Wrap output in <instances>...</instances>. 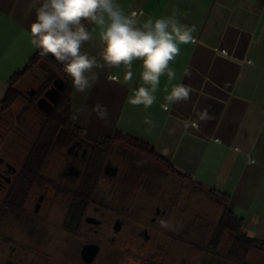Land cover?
<instances>
[{"label": "crops", "instance_id": "crops-1", "mask_svg": "<svg viewBox=\"0 0 264 264\" xmlns=\"http://www.w3.org/2000/svg\"><path fill=\"white\" fill-rule=\"evenodd\" d=\"M114 3L125 15L136 12L141 22L175 15L181 24L195 27L196 40L180 46L170 64L176 79L169 83L166 74L161 77L156 102L147 110L129 102L133 89L142 84L140 61L133 62L131 82L124 81L123 66L95 70L96 82L86 94L74 92L66 75L72 118L80 110L74 125L90 144L116 132L146 142L168 166L202 189L225 196L228 211L242 219L243 233L264 244V0ZM34 20L29 0H0V102L12 76L22 72L37 51L30 37ZM90 30L94 39L82 50L98 55L100 28ZM39 70L25 75L17 90ZM179 83L192 87L190 99L164 111L161 104ZM97 103L106 108V121L90 116ZM205 108L211 118L197 120ZM146 117L156 126L145 124ZM189 120H196L198 127L187 126Z\"/></svg>", "mask_w": 264, "mask_h": 264}, {"label": "flooded vegetation", "instance_id": "flooded-vegetation-1", "mask_svg": "<svg viewBox=\"0 0 264 264\" xmlns=\"http://www.w3.org/2000/svg\"><path fill=\"white\" fill-rule=\"evenodd\" d=\"M53 86L41 96L37 93L40 86L27 91L26 103L47 115L56 102L51 101ZM44 120L27 153L18 156L20 160L0 157V264H194V257L183 262L181 255L175 261L168 260L170 253L181 254L183 250L181 243L173 244L183 235L176 200L163 198L160 206L148 213L118 212L115 198H107L105 206L95 197L96 186L103 175L117 177L118 170L110 168L106 159L89 165L97 142H86L75 125L76 134L60 129L42 143ZM65 149L72 159L55 174H48L50 156ZM111 170H115L113 174ZM88 178L95 184L91 196L86 193ZM127 201L136 203L134 198ZM58 204H67L66 211L56 213ZM105 215L109 219H104ZM161 221L168 227H162ZM188 247L193 254L194 244ZM218 249L219 245L202 252L220 258ZM229 253L222 257L223 264H231ZM255 253L264 257V253Z\"/></svg>", "mask_w": 264, "mask_h": 264}, {"label": "clouds", "instance_id": "clouds-1", "mask_svg": "<svg viewBox=\"0 0 264 264\" xmlns=\"http://www.w3.org/2000/svg\"><path fill=\"white\" fill-rule=\"evenodd\" d=\"M29 6L35 14L30 25L31 44L42 56L50 54L63 66L74 92L88 93L97 79L95 70L106 67L123 66V79L131 82L133 62L140 61L142 84L133 89L129 102L145 110L156 102L161 77L166 74L169 83L176 79L170 64L180 54V46L196 40L195 27L181 24L175 15L141 22L136 12L123 14L114 0H29ZM91 26L100 28L98 42L102 48L98 55L82 50L94 39ZM192 92L190 85L172 86L161 108L168 111L171 105L188 101ZM93 114L101 121L107 120V110L99 103L90 109V116ZM79 115L80 110L74 111L73 119H79ZM210 118L206 108L197 113V120ZM144 123L156 126L147 117ZM186 124L198 127L196 120ZM160 223L168 227L167 222Z\"/></svg>", "mask_w": 264, "mask_h": 264}, {"label": "rangeland", "instance_id": "rangeland-1", "mask_svg": "<svg viewBox=\"0 0 264 264\" xmlns=\"http://www.w3.org/2000/svg\"><path fill=\"white\" fill-rule=\"evenodd\" d=\"M47 74L45 70L40 69L34 73V76L26 77L22 85L19 86L22 97L0 114L1 158L20 160L18 156H24L27 153L29 143L33 141L34 133L45 117L34 105L31 107L26 103L28 101L26 92L31 89L37 90L47 78ZM49 103L50 100L46 104ZM56 151L58 152L51 155L46 163V172L51 175L55 174L65 161L68 162L72 159L67 153V149ZM137 153L136 145L132 142L117 140L112 144V149L106 160L110 168L118 170V174L115 178L103 175L96 186L95 197L97 200L105 204L107 198L118 199L116 210L122 213H148L149 210L153 211V207L160 206V200L163 198L176 200L179 203L178 210L180 209L182 215L180 229L183 231V235L180 237V242L174 241L173 244L181 243L183 250L180 252L181 254L170 253L168 260L175 261L181 255L182 262L194 257V264H223L222 257H226L228 251H231L234 245V236L226 233L217 241L220 258H213L202 252L210 248L211 244L213 245L220 219L228 210L223 199L209 196L206 190L196 188L188 181L180 179L175 174H170L165 164L148 155L141 157L142 164L147 168L133 165L130 156L135 157ZM141 159L137 157L133 158V161ZM111 171L113 174L115 170ZM132 198L136 199V203L132 201L133 204H131L130 201H127ZM66 205L58 204L54 207V211L62 213V211H66ZM104 219H109V216L107 215ZM173 244L171 246L180 248ZM190 244L199 248L198 251L194 249V256L190 253L191 250L188 247ZM259 256L263 255L255 252L248 253L247 264H259L264 261V257L260 258ZM230 262L239 264L237 259L230 260ZM187 264L190 262L188 261Z\"/></svg>", "mask_w": 264, "mask_h": 264}, {"label": "trees", "instance_id": "trees-1", "mask_svg": "<svg viewBox=\"0 0 264 264\" xmlns=\"http://www.w3.org/2000/svg\"><path fill=\"white\" fill-rule=\"evenodd\" d=\"M35 69L45 70L47 74V78L40 85V89L37 92L38 95H42L45 91H47L56 80H60L62 83V87L59 90V96L54 103V106L50 111L45 115V120L42 125L41 129V137L40 141L46 142L51 140L52 134H56L57 132L62 129L67 134H76L78 130L74 126V121L72 115L70 113V90L68 84L66 82V73L63 71V66L57 62L50 54L47 56H42L40 51L37 49L34 56L29 61L26 68L19 73H16L10 79L8 83L7 91L3 97V100L0 102V114L5 110L9 109L19 98L22 97V94L17 90L16 84L27 74H30ZM81 133V132H80ZM128 141L132 142L136 145L137 155L135 157L130 156L133 164L138 167L147 168V166L142 164V156L148 155L152 159H155L162 164H165L168 168H166L170 174H175L180 179H184L188 181L190 184L194 185L196 188L201 189V186L196 184L192 178L186 174L180 173L175 168H171L166 164L164 161L160 160L158 156L155 155L154 150L151 148L149 144L146 142L135 138L129 134H125L122 132H116L111 138L109 139H102L96 144L93 145L92 150V157L90 160L89 165L94 166L101 164L106 157H108L109 151L112 149V144L117 141ZM36 150V148L34 147ZM141 160L133 161V158H137ZM31 162V157L28 160V164ZM93 169V168H92ZM95 188L94 179L88 178L87 185H86V193L88 196H91L93 190ZM207 195L220 197V195L216 194L215 191L210 190L207 191ZM223 201L227 202V198L225 196L221 197ZM230 234L233 237V247L231 248L230 253L228 254L229 260H236L239 264H243V261L246 260L248 253L250 252H260L264 253V244L248 238L242 230V219L236 217L234 214L230 213L228 210L224 212L222 215L220 222L218 224L216 230V238L213 243L211 244V250H214L217 247V241L223 236L224 234ZM198 251L199 248H195ZM207 249V250H209ZM201 250V249H200ZM206 250V251H207Z\"/></svg>", "mask_w": 264, "mask_h": 264}, {"label": "water", "instance_id": "water-1", "mask_svg": "<svg viewBox=\"0 0 264 264\" xmlns=\"http://www.w3.org/2000/svg\"><path fill=\"white\" fill-rule=\"evenodd\" d=\"M53 85H54L53 88H51V90H50L51 93L53 92V97L51 99L52 103H54L56 101V99L58 98L59 90L62 87V83L60 82V80H56Z\"/></svg>", "mask_w": 264, "mask_h": 264}]
</instances>
